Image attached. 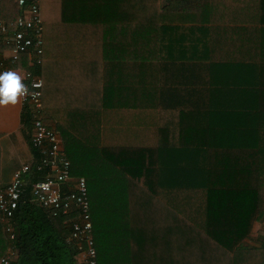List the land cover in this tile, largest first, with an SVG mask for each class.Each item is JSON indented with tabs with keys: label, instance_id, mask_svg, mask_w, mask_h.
Segmentation results:
<instances>
[{
	"label": "trees",
	"instance_id": "1",
	"mask_svg": "<svg viewBox=\"0 0 264 264\" xmlns=\"http://www.w3.org/2000/svg\"><path fill=\"white\" fill-rule=\"evenodd\" d=\"M217 10V0H40L42 63L18 66L42 79L44 114L125 176L130 264H264V242L245 244L264 225V78L252 81L264 50L241 34L228 43ZM17 13L0 0V20ZM21 123L30 145L25 109ZM41 178H24L12 243L0 222V258L13 246L12 264H75L72 216L32 201ZM104 232L93 228L95 248Z\"/></svg>",
	"mask_w": 264,
	"mask_h": 264
},
{
	"label": "built area",
	"instance_id": "2",
	"mask_svg": "<svg viewBox=\"0 0 264 264\" xmlns=\"http://www.w3.org/2000/svg\"><path fill=\"white\" fill-rule=\"evenodd\" d=\"M18 13L8 26L0 20V72L18 71L25 56L29 68L42 63L43 27L40 0H14ZM29 95L20 99L31 121L30 145L36 157L13 173L11 182L0 192V222L9 243L15 240L11 223L22 195L24 178L34 170L42 178L31 186L32 201L52 217L72 216L67 241L76 249V264H97L87 184L83 177L72 179L71 165L61 148L56 130L44 120L42 79L30 71L21 72ZM17 251L9 246L0 264H12Z\"/></svg>",
	"mask_w": 264,
	"mask_h": 264
},
{
	"label": "crops",
	"instance_id": "3",
	"mask_svg": "<svg viewBox=\"0 0 264 264\" xmlns=\"http://www.w3.org/2000/svg\"><path fill=\"white\" fill-rule=\"evenodd\" d=\"M164 2L168 3V0ZM217 6L220 32L228 37V43H231L233 33V39L241 34L247 37L249 41L246 42H250L253 48L264 50V0H217ZM254 61L256 66L264 65V59L257 58ZM23 70L26 69L19 68L16 72L21 76ZM263 78L264 75H252V81H260ZM263 107V104L258 105V108ZM258 108L256 111L264 113V110ZM24 109L21 101L15 106L0 107V169L9 167L10 170L8 180L1 182L0 188L8 185L13 173L21 168L11 166L15 159H24V164L33 160L32 149L25 137L27 130L22 128L21 123ZM45 121L59 135L61 148L71 165L72 179L86 178L85 175L90 179L92 225L95 231H105L104 236H95L97 256L110 258L112 264H130L125 176L104 160L97 149H88L79 143L73 134L46 115Z\"/></svg>",
	"mask_w": 264,
	"mask_h": 264
},
{
	"label": "clouds",
	"instance_id": "4",
	"mask_svg": "<svg viewBox=\"0 0 264 264\" xmlns=\"http://www.w3.org/2000/svg\"><path fill=\"white\" fill-rule=\"evenodd\" d=\"M29 90L15 71L0 72V107L15 106L28 96Z\"/></svg>",
	"mask_w": 264,
	"mask_h": 264
},
{
	"label": "rangeland",
	"instance_id": "5",
	"mask_svg": "<svg viewBox=\"0 0 264 264\" xmlns=\"http://www.w3.org/2000/svg\"><path fill=\"white\" fill-rule=\"evenodd\" d=\"M23 160L24 159H15V161L12 162L11 166H17V167L20 166V167H22V165L24 164ZM9 172H10L9 167H7L5 169H0V183L1 182H5L6 180H8ZM258 231H263L264 232V225H261V223L255 224L253 232H252V237L245 244H247L248 246L252 247V246H258L259 244L264 242V235H262V237L259 236L258 234H256ZM117 263L119 264V262H117Z\"/></svg>",
	"mask_w": 264,
	"mask_h": 264
}]
</instances>
